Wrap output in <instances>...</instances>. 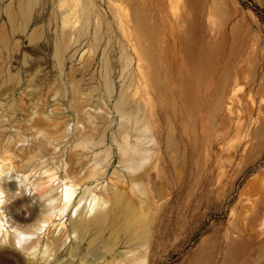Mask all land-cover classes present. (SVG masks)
Wrapping results in <instances>:
<instances>
[{"label": "rangeland", "instance_id": "1", "mask_svg": "<svg viewBox=\"0 0 264 264\" xmlns=\"http://www.w3.org/2000/svg\"><path fill=\"white\" fill-rule=\"evenodd\" d=\"M12 1H0V28ZM92 5L90 31L72 44L63 69L54 55L63 27L59 0H39L28 11L47 38L21 37L16 60L0 44V161L14 160L4 175L14 184L7 225L34 224L49 203L33 178L21 180L37 161L45 163L35 175L46 167L71 170L77 194L89 188L106 195L108 209L95 219L82 213L74 229L75 207L53 216L31 236L42 247L35 257L22 252L9 226L0 264H264V0ZM98 15L103 37L94 53ZM123 94L133 109L132 167L119 146ZM39 125L43 152L33 133ZM84 196L88 202L92 193ZM46 242L52 245L43 257Z\"/></svg>", "mask_w": 264, "mask_h": 264}, {"label": "bare ground", "instance_id": "2", "mask_svg": "<svg viewBox=\"0 0 264 264\" xmlns=\"http://www.w3.org/2000/svg\"><path fill=\"white\" fill-rule=\"evenodd\" d=\"M38 1L39 0H18V9L21 15H19L17 12H14V9L12 7L13 1L4 10L6 11L5 13L7 14L8 20L3 21V23L1 24L0 44L2 50L5 51V53L8 56H11V58H14L15 60L17 57H19V54L22 51L21 37L28 36L30 43L35 41H40L43 38H47L46 29H42L43 27L41 25L33 26L34 25L33 18L28 13L31 5L34 2H38ZM59 7L61 9L63 27H61L62 30L61 32L58 33L55 42L54 55L57 61L59 62L61 69H63V66L65 64L66 53L70 50L72 44L79 41L80 36H82V34L89 33L90 31V27L92 26V19H93V14H92L93 5H92V0H59ZM4 17H5L4 13L0 9V21H2ZM120 19H121L120 26L123 30H125L123 25V19L122 18ZM103 23L104 20L102 15H98L94 30V41H95L93 45L94 53L99 49V41L103 37V31L101 28ZM16 36L19 37L14 39V37ZM48 43H50L49 39H48ZM1 54L3 55L4 53ZM90 62L92 63V60ZM90 65H91L90 63L86 64L87 67H89ZM104 79H105L106 90L108 92L109 97H111L113 94V87H112V82L110 80V71L108 64H106L105 66ZM72 82L74 83V91L76 93L77 90L79 89L76 79L73 78ZM75 102H77L76 99ZM117 107L120 112L121 119H123L121 122V128L119 133L122 136V138L125 140V144H120L119 146L120 149L123 151V153H125L132 167L133 155L129 153L128 139L131 135L130 134L131 128L129 122L133 117V109L129 107L126 100V96L124 94L122 95L121 100L118 102ZM46 117L48 118L49 116ZM140 121L141 119H137V123H139ZM143 125L144 124L140 125L137 128V130L141 131L144 128ZM77 130L83 132L82 128H78ZM33 133L35 136V142H37L36 149H38L39 152H43L46 148L44 147L45 142L44 140H42V136L39 137V135L42 134L43 136H46V133L44 132V128L39 125L35 127ZM115 137L116 136L114 134V138ZM49 142H50V138H48V143ZM134 150L136 154H138V152L141 151V149H136V148H134ZM8 159H9L8 163L5 162ZM140 161L141 162L145 161V157L143 155L140 158ZM44 163L45 161L43 162L37 161L36 164H34L32 170L28 174L25 173L26 175L24 174L25 175L24 179L21 178V180L25 181L26 179L31 180L33 178L31 180V184L34 186L33 187L34 190L35 189L38 190L39 195L41 197H44V201H48L49 203L43 204V210H42L43 213L40 214V216L38 217L37 221L34 224H31L27 227H22L18 224L14 225V223L7 225L9 219L6 218V212H7L6 201H8L11 198V196L14 195L12 192V188H14V184H10L9 182H7L6 180L7 177L4 175L6 172H9L11 170V167L14 165L12 154H9L7 157L3 158L0 161V241L1 239H4V241L6 242L7 237L9 236L10 238L9 226H11L13 229L12 235L14 238H16L17 240L16 243L18 244L19 248L22 250V252H25L30 257L37 256L38 250L41 247L39 240L31 239V236L33 234H36L37 232L39 233L44 227H46V224L54 223L53 216L55 217L59 216L58 218L62 219V217L72 212V209L75 207L73 213H71V215L69 214L70 215L69 219L73 223L72 227L74 229L75 220L79 215L85 213L89 217V219H95L99 216H103L106 214L110 202V199L106 195H101L97 192L92 191V189L89 188H85L83 190L84 193L81 196H79L78 195L79 193L77 194V190L80 184L76 182V180L74 179L73 175L71 174L72 173L71 170H68L66 174L62 175V174H57L58 173L57 168L46 167V169L42 173L41 172L39 173V176L35 175L39 170V166ZM16 172L19 173L20 171L16 169ZM56 179L60 180L58 182L60 183L58 186L53 185V182ZM59 187H61V190L60 192H57L56 190H58ZM88 191L92 193V196L89 199V201L86 202L84 195ZM59 223L61 225L59 227L60 228L59 231H61L62 233L58 239L62 240L63 238L67 237V231L64 228L65 222L62 221ZM51 245L52 243L46 242L44 248L41 251L42 252L41 255L43 257H46V255L50 252ZM26 261H28V258Z\"/></svg>", "mask_w": 264, "mask_h": 264}, {"label": "trees", "instance_id": "3", "mask_svg": "<svg viewBox=\"0 0 264 264\" xmlns=\"http://www.w3.org/2000/svg\"><path fill=\"white\" fill-rule=\"evenodd\" d=\"M253 8H254V10H256V12H257L258 14H260V13H259V9L257 8V6H254Z\"/></svg>", "mask_w": 264, "mask_h": 264}]
</instances>
